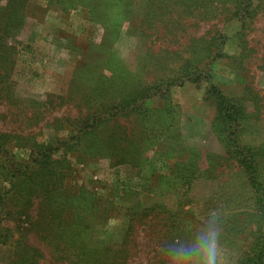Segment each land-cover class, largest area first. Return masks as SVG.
Segmentation results:
<instances>
[{"label": "rangeland", "instance_id": "obj_1", "mask_svg": "<svg viewBox=\"0 0 264 264\" xmlns=\"http://www.w3.org/2000/svg\"><path fill=\"white\" fill-rule=\"evenodd\" d=\"M25 5L26 19L16 38L18 53L5 85V94L0 96V133L46 143L74 135L72 129L76 122L100 100H92L90 93L96 85L100 91L103 87L114 86L116 89L112 91H118V96L123 93L124 86L128 90L134 81L152 82L163 76L164 70L176 65V59L168 55V51L179 54L187 50L193 39L212 36L215 32L225 35L223 52L231 59H221L214 65L213 82L228 97L242 101L250 112L252 98L264 96V18L261 15L246 28L243 37L246 45L242 50L238 46L241 42L237 36L238 24L227 21V13L220 14L216 21L188 31L176 41L177 38L159 39L150 33L146 37H137L126 21L118 29L119 35L110 37L83 8L63 12L61 7L46 6L41 0H25ZM189 53L187 51L181 58H186ZM108 66H115V70H108ZM112 72L122 74L126 80L117 76L114 84L106 83ZM204 88L205 85L196 88L188 83L172 88L165 101L169 113L161 111L162 100L146 104L147 109L155 112L157 131L162 133L146 142L143 138H131L136 143L132 149L136 147L139 154L142 153L133 165H115L113 153L108 154L107 149L100 155L85 156L87 144L95 141L91 137L81 145L71 144V150L64 155V164L69 167L62 182L72 193L82 190L99 198V217L89 227L94 238L117 246L124 236L131 210L157 204L173 213L180 204L189 246L198 236L219 232L215 221L220 215L219 208L227 207V204L223 205L224 201H230L227 209L242 207L241 201L243 205L246 203L244 207L249 206L245 193L241 200L237 199L236 195L243 187L235 170L225 161V151L213 130L215 107L206 98ZM6 90L9 93L5 98ZM260 103L264 104V101ZM118 121L126 132L133 126L130 119ZM117 130L122 137L120 149L127 142L122 128ZM108 134L109 131L103 129L96 139L104 140ZM241 137L250 146L264 144V117L260 114L246 122ZM14 152L21 159L27 153L19 148ZM194 154L196 158H193ZM56 157L60 158V155ZM188 159L195 161L197 173L207 170L209 176L196 178L191 184L193 190L189 191L186 186H180L178 178L172 174L174 167L181 168ZM224 163L227 169L217 175L223 169L218 165ZM35 203L29 208V223H25L24 217L19 221L23 231H17L14 226L12 238L1 248L0 264L8 263L17 247L15 242L19 240H23L25 246L41 251L40 263H50L47 248L38 240V228L33 226ZM140 230L138 234L143 239ZM150 242L147 244L138 239L141 247L135 249L140 252L133 258V264H146L149 254L144 255L142 251L149 252L153 246ZM220 246L225 264H237L245 251L241 242L231 247Z\"/></svg>", "mask_w": 264, "mask_h": 264}, {"label": "trees", "instance_id": "obj_2", "mask_svg": "<svg viewBox=\"0 0 264 264\" xmlns=\"http://www.w3.org/2000/svg\"><path fill=\"white\" fill-rule=\"evenodd\" d=\"M41 1L46 6L61 7L63 12L85 9L110 37L118 36V29L126 21L137 37H146L150 33L159 39L177 38L178 41L188 31L216 21L220 14L227 13L226 20L238 24L237 36L241 40L238 46L242 50L246 45L243 41L246 28L260 15L264 18V0ZM2 3L3 0H0V96L5 94V85L18 53L16 38L27 14L25 0H6ZM225 42V35L215 32L212 36L193 39L187 50L179 54L164 50L176 59L174 68L164 70L163 76L152 82L134 81L128 90L124 86L121 95L116 96L119 92L112 91L116 89L114 86L103 87L100 91L99 85H96L90 93L92 100H100L76 122L72 129L74 135L54 138L46 143L0 133V251L12 238L14 226L17 231H23L19 225L22 217L25 223H29V208L36 202L33 226L38 228V240L48 250L49 264H133V258L140 252L135 250L141 247L138 239L147 241V244L153 242L148 253L142 251L144 255L149 254L146 264H170L168 253L188 246L189 234L185 231L180 204L173 213L166 210L164 205L157 204L131 210L121 243L110 245L94 238L89 229L99 217V198L82 190L72 193L70 187L63 184L65 171L69 167L64 164V155L71 150V144L81 145L91 137L95 141H89L85 156L100 155L102 150L107 149L108 154L113 153L111 157L115 165L137 163L142 153L139 154L136 147L132 149L136 143L131 138L145 139L143 141L146 142L162 133L157 131L155 112L147 109L146 104L152 100H162L164 106L161 111L169 113L170 108L165 101L171 89L188 83L196 88L205 85L206 98L211 100L216 112L213 130L225 151V161L235 170L243 187L236 195L237 199L241 200V195L245 193L249 201V206L244 207L246 203L243 205L241 201L242 207L234 209H227L230 201H224L226 210L219 208L220 215L215 221L219 231L218 241L227 247L237 242L244 245L245 251L237 264H264V144L250 146L241 137L246 122L253 117L258 118L260 114L264 117V104L260 103L264 101V96L252 98L250 112L242 101L228 97L213 82L214 65L221 59H231L223 52ZM197 48L201 49L197 52ZM187 51L191 53L181 58ZM107 69L114 71L115 66H108ZM111 75L106 83L114 84L117 76L126 80L122 74L112 72ZM8 93L6 90L5 98ZM119 119H130L132 128L126 132V128L118 124ZM121 128L127 144L119 149L122 137L116 129ZM103 129H107L109 134L106 139L97 140L98 133ZM18 148L27 152L22 159L14 152ZM57 154L60 158L56 157ZM193 156L197 157L195 154ZM225 164L218 165L223 169L217 175L227 169ZM197 168L195 161L188 159L181 168L174 167L172 174L178 178L180 186H186L189 191L193 190L191 184L196 178H202L207 173V170L197 173ZM10 223L13 225L9 226ZM138 230L144 234L143 239L139 237ZM15 244L17 247L6 264H42L40 250L25 246L23 240Z\"/></svg>", "mask_w": 264, "mask_h": 264}, {"label": "clouds", "instance_id": "obj_3", "mask_svg": "<svg viewBox=\"0 0 264 264\" xmlns=\"http://www.w3.org/2000/svg\"><path fill=\"white\" fill-rule=\"evenodd\" d=\"M168 259L170 264H225L217 231L198 236L187 247L174 249Z\"/></svg>", "mask_w": 264, "mask_h": 264}]
</instances>
